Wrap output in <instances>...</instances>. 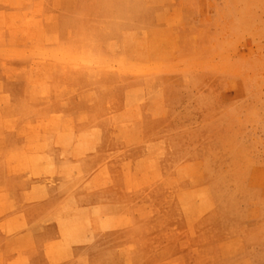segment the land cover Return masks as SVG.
<instances>
[{"label":"rangeland","instance_id":"obj_1","mask_svg":"<svg viewBox=\"0 0 264 264\" xmlns=\"http://www.w3.org/2000/svg\"><path fill=\"white\" fill-rule=\"evenodd\" d=\"M9 1L0 177L104 215L101 264H264V0Z\"/></svg>","mask_w":264,"mask_h":264},{"label":"crops","instance_id":"obj_2","mask_svg":"<svg viewBox=\"0 0 264 264\" xmlns=\"http://www.w3.org/2000/svg\"><path fill=\"white\" fill-rule=\"evenodd\" d=\"M23 179L20 178L23 183H19L0 177V186L3 189L0 195V264H46L47 260V264H101L106 249L103 248L104 235L101 233L99 221L104 215H63L71 202L68 196L65 197L59 192L62 184L51 187L45 186L41 180L26 182ZM76 204L80 205V202ZM42 212L45 213L41 214ZM62 217L64 221L61 220ZM114 233L115 231L110 235ZM64 255L66 257L63 258Z\"/></svg>","mask_w":264,"mask_h":264},{"label":"bare ground","instance_id":"obj_3","mask_svg":"<svg viewBox=\"0 0 264 264\" xmlns=\"http://www.w3.org/2000/svg\"><path fill=\"white\" fill-rule=\"evenodd\" d=\"M7 1H8V0H7ZM10 1H11V3H12L13 0H10ZM10 1H9V2H10ZM40 1H41V0H40ZM147 2L150 3L151 0H147ZM152 2H153V1H152ZM76 3H77V1H76ZM76 3H75V4H76ZM144 3H145V2H144ZM156 3H159V2L157 1ZM41 5H42V4H41ZM61 9H62V8H61ZM64 10H66V9H64ZM22 12H23V11H22ZM27 19H28V18H27ZM32 19H33V18H32ZM136 20H137V18L135 19V21H136ZM26 21H27V20H26ZM41 26H42V25H41ZM38 30H40V29H38ZM106 30H107V29H106ZM149 30H150V29H149ZM30 32H31V31H30ZM149 32H150V31H149ZM37 33H38V32H37ZM120 33H121V32H120ZM145 33H147V32H145ZM150 33H152V32H150ZM33 35H34V34H33ZM35 35H36V34H35ZM40 35H41V34H40ZM130 35H131V34H129V36H130ZM133 35H134V34H133ZM141 35H142V34H141ZM33 37H34V36H33ZM132 37H133V36H132ZM136 38H137V37H136ZM36 39H37V38H36ZM125 40H126V39H125ZM114 41H116V40H114ZM122 41H123V40H122ZM122 41H121V42H122ZM126 41H128V40H126ZM160 41H161V40H160ZM108 42H109V41H108ZM124 42H125V41H124ZM124 42H123V43H124ZM35 43H36V40H35ZM90 43H91V42H90ZM105 44H106V43H105ZM116 44H117V43H116ZM124 44H125V43H124ZM3 45H5V44H3ZM36 45H37V44H36ZM42 45H43V44H42ZM51 45H53V44H51ZM56 45H57V44H56ZM120 45H121V44H120ZM145 45H146V44H145ZM38 46H39V45H38ZM46 46H47V45H46ZM49 46H50V45H49ZM54 46H55V45H54ZM118 46H119V45H117V47H118ZM140 46H141V45H140ZM140 46H139V47H140ZM42 47H43V46H42ZM120 47H121V46H120ZM120 47H119V48H120ZM135 47H136V46H135ZM135 47H134V48H135ZM10 48H12V47H10ZM30 48H31V47H30ZM22 49H24V48H22ZM28 49H29V48H28ZM38 49H39V48H37V50H38ZM41 49H42V48H41ZM132 49H133V48H132ZM137 49H138V48H137ZM137 49H136V50H137ZM25 50H26V49H25ZM125 50H126V49H125ZM129 50H130V48H129ZM133 50H134V49H133ZM133 50H132V51H133ZM136 50H135V51H136ZM143 50H144V49H143ZM43 51H44V50H43ZM81 51H82V50H81ZM135 51H134V52H135ZM45 52H46V51H45ZM47 52H48V51H47ZM52 52H53V51H52ZM79 52H80V50H79ZM113 52H114V51H113ZM128 52H129V51H128ZM130 52H131V51H130ZM13 53H14V52H13ZM13 53H12V54H13ZM15 53H16V52H15ZM64 53H65V52H64ZM85 53H86V51H85ZM116 53H117V52H116ZM126 53H127V51H126ZM135 53H136V52H135ZM137 53H138V52H137ZM137 53H136V54H137ZM27 54H28V53H27ZM29 54H30V53H29ZM36 54H37V53H36ZM86 54H88V53H86ZM124 54H125V53H124ZM128 54H129V53H128ZM128 54H127V55H128ZM142 54H143V53H142ZM15 55H16V54H15ZM73 55H74V54H73ZM127 55H126V56H127ZM145 55H146V54H145ZM17 56H18V55H17ZM44 56H45V55H44ZM44 56H43V57H44ZM48 56H49V55H48ZM52 56H53V55H52ZM78 56H79V55H78ZM84 56H85V55H84ZM87 56L89 57V55H87ZM140 56H141V55H140ZM39 57H40V56H39ZM88 57H87V58H88ZM117 57H118V56H117ZM117 57H116V58H117ZM148 57H149V56H148ZM16 58H18V57H16ZM55 58H58V57H55ZM116 58H115V59H116ZM125 58H126V57H125ZM32 59H33V58H32ZM32 59H31V60H32ZM42 59H43V58H42ZM62 59H63V58H62ZM83 59L86 60V57L83 58ZM45 60H46V59H45ZM60 60H61V58H60ZM91 61H92V60H91ZM112 61L114 62V60H112ZM149 61H150V60H149ZM2 62H3V61H2ZM45 62H46V61H45ZM49 62H51V61H49ZM49 62H48V63H49ZM0 63H1V62H0ZM24 63H25V62H24ZM93 63H94V61H93ZM110 63H111V62H110ZM2 64H3V63H2ZM22 64H23V63H22ZM76 64H77V63H76ZM105 64H106V63H105ZM107 64H108V63H107ZM123 64H124V62H123ZM44 65H45V64H44ZM44 65H43V66H44ZM50 65H51V64H50ZM63 65H64V64H63ZM68 65H69V64H68ZM101 65H103V64H101ZM125 65H126V64H125ZM11 66H12V65H11ZM33 66H34V65H33ZM47 66H48V65H47ZM69 66H70V65H69ZM98 66H99V65H98ZM123 66H124V65H123ZM126 66H127V65H126ZM130 66H131V65H130ZM133 66H134V65H133ZM19 67H20V66H19ZM19 67H18V68H19ZM44 67H45V66H44ZM48 67H49V66H48ZM53 67H54V66H53ZM62 67H63V66H62ZM103 67H104V66H103ZM105 67H106V66H105ZM79 68H80V67H79ZM96 68H97V67H96ZM27 69L29 70V68H27ZM46 69H47V68H46ZM46 69H45V70H46ZM50 69H52V68H50ZM94 69H95V68H94ZM28 70H27V72H28ZM41 70H42V69H41ZM45 70H44V71H45ZM96 70H97V69H96ZM101 70H103V69H101ZM29 71H30V70H29ZM53 71H54V70H53ZM110 72H111V71H110ZM115 72H116V71H115ZM126 72H127V71H126ZM28 73H29V72H28ZM119 74H120V73H119ZM127 74H128V73H127ZM135 74H136V73H135ZM137 74H138V73H137ZM48 75H50V74H48ZM128 75H129V74H128ZM130 75H131V74H130ZM44 76H46V75H45V72H44ZM136 76H137V75H135V77H136ZM146 77H147V76H146ZM148 77H149V76H148ZM95 78H96V77H95ZM144 78H145V77H144ZM36 79H37V78H36ZM98 79H99V78H98ZM118 80H119V79H118ZM45 84H46V83H45ZM118 84H119V83H118ZM111 86H112V85H111ZM111 86H108V87H111ZM45 87H46V86H45ZM62 87H63V86H62ZM64 87H65V86H64ZM96 87H99V86H96ZM105 87H106V86H105ZM131 87H132V86H131ZM148 87H150V86H148ZM28 88L30 89V87H28ZM40 88H42V87H40ZM47 88H49V87H47ZM47 88H46V89H47ZM111 88H112V87H111ZM139 88H140V87H139ZM139 88H138V89H139ZM46 89H45V91H46ZM76 89H77V88H76ZM129 89H130V88H129ZM62 90H63V89H62ZM112 90H113V89H112ZM133 90H134V89H133ZM141 90H142V89H141ZM141 90H140V91H141ZM25 91H26V89H25ZM45 91H43L44 94H45ZM99 91H100V90H99ZM55 92H56V91H55ZM60 92H61V91H60ZM100 92H101V91H100ZM104 92H105V91H104ZM48 93H49V92H48ZM88 93H90V92H88ZM102 93H103V92H102ZM142 93H143V92H142ZM30 94H31V91H30ZM38 94L40 95V93H38ZM41 94H43V93H41ZM60 94H61V93H60ZM83 94H84V93H83ZM97 94H98V93H97ZM123 94H124V93H123ZM139 94L141 95V93H139ZM49 95H50V94H49ZM51 95H52V94H51ZM58 95H59V94H58ZM71 95H72V94H70V96H71ZM91 95H92V94H91ZM93 95H94V94H93ZM93 95H92V96H93ZM137 95H138V94H137ZM30 96H31V95H30ZM44 96H45V95H44ZM64 96H65V95H64ZM67 96H68V95H67ZM83 96H84V95H83ZM55 97H56V95H55ZM59 97H60V96H59ZM77 97H78V96H77ZM88 97H89V96H88ZM90 97H91V96H90ZM81 98H82V97H81ZM98 98H99V97H98ZM3 99H5V98H3ZM25 99H26V98H25ZM42 99H43V98H42ZM56 99L58 100L59 98H56ZM79 99H80V98H79ZM137 99H138V98H137ZM137 99H136V100H137ZM54 100H55V98H54ZM43 101H44V100H43ZM63 101H64V100H63ZM97 101H98V100H97ZM134 101H135V99H134ZM47 102H48V101H47ZM65 102H66V101H65ZM80 102H81V101H80ZM145 102H146V101H145ZM34 103H35V102H34ZM45 103H46V100H45ZM60 103H61V102H60ZM10 104H12V103H10ZM124 104H125V103H124ZM126 104H127V103H126ZM136 104H137V103H136ZM107 105H108V104H107ZM132 105H133V104H132ZM39 106H40V105H39ZM62 106H63V103H62ZM62 106H60V108H61ZM134 106H137V105H134ZM9 107H10V106H9ZM16 107H17V106H16ZM16 107L14 106V108H16ZM108 107H109V106H108ZM132 107H133V106H132ZM11 108H13V107H11ZM30 108H31V107H30ZM109 108H110V107H109ZM139 108H140V107H139ZM62 109H63V108H62ZM132 109H133V108H132ZM11 110H12V109H11ZM11 110H10V111H11ZM81 111H82V110H81ZM87 112H88V111H87ZM118 112H119V111H118ZM129 112H131V111H129ZM85 113H86V112H85ZM115 113H117V112H115ZM115 113H114V114H115ZM9 114H10V113H9ZM83 114H84V113H83ZM6 115H7V114H6ZM11 115H12V114H11ZM77 115H78V114H77ZM111 115H112V114H111ZM12 116H13V115H12ZM71 116H72V115H71ZM73 116H74V115H73ZM75 116H76V115H75ZM79 116H81V115H79ZM82 116H83V115H82ZM154 116H155V115H154ZM157 116H158V115H157ZM69 117H70V116H69ZM5 118H6V117H5ZM24 118H25V117H24ZM66 118H67V117H66ZM35 119H38V118H35ZM63 119H65V118H63ZM83 119H84V118H83ZM65 120H66V119H65ZM26 121H28V120H26ZM61 121H62V120H61ZM61 121H60V123H61ZM66 121H68V120H66ZM113 121H114V120H113ZM21 122H22V121H21ZM86 122H87V121H86ZM75 123H76V122H75ZM25 124H26V122H25ZM29 124H30V123H29ZM31 124H32V123H31ZM117 124H118V123H117ZM38 125H39V124H38ZM64 125H65V124H64ZM64 125H63V126H64ZM79 125H80V124H79ZM1 126H2V125H1ZM67 126H68V123H67L66 127H67ZM115 126H116V125H115ZM115 126H114V127H115ZM17 127H18V126H17ZM32 127H33V126H32ZM66 127H65V128H66ZM14 128H15V126H14ZM36 128H37V127H35V129H36ZM58 128H59V127H58ZM65 128H64V129H65ZM68 128H69V127H68ZM89 128H92V127H89ZM79 129H80V128H79ZM115 129H116V128H115ZM39 130H40V129H39ZM39 130H36V131H39ZM49 130H51V129H49ZM49 130H48V131H49ZM66 130H67V129H66ZM95 130H96V129H95ZM1 131H2V130H0V132H1ZM19 131H20V130H19ZM48 131H46V132H48ZM56 131H57V130H56ZM67 131H68V130H67ZM69 131H70V130H69ZM87 131H89V130H86V132H87ZM114 131H115V130H114ZM54 132H55V131H54ZM81 132H82V131H81ZM84 132H85V131L83 130L82 133H84ZM89 132H90V131H89ZM3 133H4V132H3ZM3 133H2V134H3ZM35 133H36V132H35ZM87 133H88V132H87ZM94 133H95V135H96V132H95V131H94ZM94 133H93V135H94ZM33 134H34V133H33ZM38 134H39V133H38ZM48 134H49V133H48ZM54 134H55V133H54ZM75 134H76V133H75ZM75 134H74V135H75ZM88 135H89V134H88ZM117 135H118V133H117ZM1 136H2V135H1ZM1 136H0V137H1ZM21 136H22V135H21ZM46 136H48V135H46ZM49 136H50V135H49ZM100 136H101V135H100ZM111 136H112V134H111ZM111 136H110V137H111ZM114 136H115V135H114ZM5 137H6V136H5ZM98 137H99V136H98ZM98 137H97V138H98ZM49 138H51V137H49ZM49 138L46 137V141H47V139H49ZM100 138H101V137H100ZM116 138H117V137H116ZM156 138H157V137H156ZM6 139H7V138H6ZM72 139H73V138H72ZM93 139H94V138H93ZM98 139H99V138H98ZM33 140H34V139H33ZM36 140H37V139H36ZM55 140H56V139H55ZM77 140H78V139H77ZM5 141H6V140H5ZM31 141H32V140H31ZM95 141H96V140H95ZM115 141H116V140H115ZM115 141H114V142H115ZM174 141H175V140H174ZM27 142H29V141H27ZM52 142H53V141H52ZM76 142H77V141H76ZM4 143H5V142H4ZM8 143H9V141H8ZM48 143L50 144V142H48ZM59 143H61V141H60ZM65 143H67V142H64L63 145H67V144H65ZM68 143H69V142H68ZM72 143H73V142H72ZM11 144H12V143H11ZM27 145H28V144H27ZM29 145H30V144H29ZM37 145H38V144H37ZM74 145H78V144H75V143H74ZM98 145H99V144H98ZM3 146H4V145H3ZM10 146H11V145H10ZM32 146H33V145H32ZM32 146H31V148H32ZM48 146H49V145H48ZM48 146H47V147H48ZM67 146H68V145H67ZM70 146H71V145H70ZM168 146H169V145H168ZM5 147H6V146H5ZM64 147H66V146H64ZM64 147H63V148H64ZM17 148H18V147H17ZM17 148H15L16 151H17ZM36 148H37V147H36ZM53 148H54V147H53ZM56 148H59V147H56ZM71 148H72V147H71ZM18 149H19V148H18ZM26 149H27V148H26ZM33 149H34V148H33ZM33 149H32V150H33ZM11 150H12V149H11ZM44 150H45V149H44ZM51 150H52V149H51ZM55 150H57V149H54V151H55ZM62 150H63V149H62ZM169 150H170V149H169ZM19 151H21V147H20V150H19ZM33 151H34V150H33ZM72 151H73V150H72ZM117 151H118V150H117ZM160 151H163V150L160 149ZM170 151H171V150H170ZM9 152H11V151L9 150ZM57 152H58V151H57ZM59 152H60V151H59ZM118 152H119V151H118ZM158 152H159V151H158ZM164 152H165V150H164ZM171 152H172V151H171ZM12 153H14V152H12ZM12 153H11V154H12ZM22 153L24 154V152H22ZM22 153H21V154H22ZM28 153H29V152H28ZM33 153H34V152H33ZM162 153H163V152H162ZM2 154H3V153H2ZM4 154H5V151H4ZM11 154H10V155H11ZM50 154H53V153H50ZM74 154H75V153H74ZM160 154H161V153H160ZM160 154H159V155H160ZM6 155H7V154H6ZM13 155H14V154H13ZM27 155H28V154H27ZM47 155H48V154H47ZM56 155H57V154H56ZM56 155H55V156H56ZM60 155L62 156V154H60ZM24 156H25V155H24ZM96 156H97V155H96ZM160 156H161V155H160ZM169 156H170V155H169ZM172 156H173V154H172ZM28 157H29V156H28ZM37 157H38V156H37ZM85 157H86V156H85ZM162 157H164L163 154H162ZM34 159H35V158H34ZM37 159H38V158H37ZM47 159H48V157H47ZM57 159H58V158H57ZM78 159H79V158H78ZM162 159H163V158H162ZM164 159H165V158H164ZM51 160H53L52 157H51ZM148 160H149V159H148ZM29 161H30V160H29ZM54 161H55V159H54ZM58 161H60V160L58 159ZM62 161H63V160H62ZM74 161H75V160H74ZM155 161H156V160H155ZM34 162H35V161H34ZM49 162H50V161H49ZM52 162H53V161H52ZM157 162H158V160H157ZM165 162H166V160H165ZM72 163H73V162H72ZM76 163H77V162H76ZM98 163H99V162H98ZM98 163H97V164H98ZM163 163H164V162H162V164H163ZM38 164H39V162H38ZM48 164H49V163H48ZM60 164H61V163L58 162L59 167L62 166V165H60ZM77 164H79V163H77ZM99 164H100V163H99ZM63 165H64V164H63ZM80 165H81V164H80ZM32 166H33V165H32ZM64 166H66V165H64ZM75 166H77V165H75ZM75 166H73V167H75ZM30 167H31V166H30ZM51 167H53V166H51ZM39 168H40V167H39ZM49 168H50V167H49ZM76 168H77V167H76ZM76 168H73V169L76 170ZM80 168H81V167H80ZM66 169H67V168H66ZM68 169H69V168H68ZM71 169H72V168H71ZM73 169H72V171H73ZM95 169H96V167H95ZM30 170H31V169H30ZM39 170H41V168H40ZM42 170H43V169H42ZM42 170H41V171H42ZM51 170H52V168H51ZM51 170H50V171H51ZM77 170H78V169H77ZM83 170H84V169H83ZM93 170H94V169H93ZM93 170H92V171H93ZM34 171H35V170H34ZM55 171H56V170H55ZM67 171H68V170H67ZM72 171H70V172H72ZM90 171H91V170H90ZM90 171H89V172H90ZM97 171H98V170H97ZM28 172H29V171H28ZM30 172H31V171H30ZM51 172H52V171H51ZM63 172H64V171H63ZM79 172H80V171H79ZM95 172H96V171H95ZM47 173H50V172H47ZM57 173H58V172H57ZM59 173H60V172H59ZM59 173H58V174H59ZM65 173H66V172H65ZM76 173H77V172H76ZM28 174H29V173H28ZM67 174H68V173H67ZM85 174H86V173H85ZM95 174H97V172H96ZM39 175H41V174H39ZM51 175H52V174H51ZM55 175H56V174H55ZM75 175H76V174H75ZM75 175H74V176H75ZM93 175H94V174H93ZM65 176H66V174L64 175V177H65ZM68 176H69V175H68ZM71 176H73V175H71ZM71 176H70V177H71ZM90 176H91V175H90ZM76 177H77V176H76ZM92 177H93V176H92ZM40 178H41V177H40ZM43 178H44V177H43ZM66 178H68V177H66ZM73 178H74V177H73ZM90 178H91V177H90ZM126 178H127V177H126ZM74 179H75V178H74ZM85 179H86V178H85ZM24 181H26V180H24ZM27 181H29V180H27ZM27 181H26V182H27ZM32 181H33V180H32ZM32 181H31V182H32ZM39 181H40V180H39ZM42 181H43V179H42ZM50 181H51V180H50ZM90 181H91V179H90ZM82 182H83V181H82ZM84 182H85V181H84ZM87 182H88V181H87ZM145 182H146V181H145ZM145 182H144V183H145ZM22 183H23V182H22ZM34 183H35V182H34ZM47 183H48V182H47ZM80 183H81V182H80ZM94 183H97V182H94ZM94 183H93V184H94ZM147 184H148V183H147ZM33 185H34V184H33ZM36 185H37V184H36ZM51 185H52V184H51ZM85 185H86V184H85ZM88 185H89V184H87V186H88ZM41 186H42V185H41ZM43 187H44V186H43ZM51 187H52V186H51ZM83 187H84V186H83ZM83 187H82V188H83ZM88 187H90V186H88ZM145 187H146V186H145ZM148 187H149V186H148ZM41 188H42V187H41ZM49 188H50V187H49ZM32 190H33V189H32ZM40 190H41V189H40ZM46 190H49V189H46ZM33 191H34V190H33ZM51 191H52V190H51ZM77 191H78V190H77ZM36 192H38V191H36ZM26 193H27V192H26ZM42 193H43V192H42ZM87 193H89V192L87 191ZM48 194H49V192H48ZM89 194H90V193H89ZM45 195H47L46 192H45ZM55 195H56V194H55ZM156 195H157V194H156ZM15 197H16V196H15ZM22 197H23V196H22ZM41 197H42V196H41ZM47 197H48V195H47ZM42 198H43V197H42ZM49 198H51V197H49ZM22 199H23V198H22ZM65 199H66V198H65ZM82 199H83V198H82ZM22 201H23V200H22ZM11 202H12V201H11ZM80 202H81V201H80ZM18 203H19V202H18ZM23 203H24V202H23ZM61 203H62V201H61ZM54 204H55V203H54ZM59 205H61V204H59ZM72 206H73V205H72ZM80 206H81V205H80ZM83 206H84V205H83ZM87 206H88V205H87ZM20 207H21V206H20ZM6 208H7V207H6ZM62 208H63V207H62ZM66 208H68V207H66ZM78 208H79V207H78ZM90 208H91V207H90ZM94 208H96L95 205H94ZM94 208H93V211H94ZM97 208H98V207H97ZM16 209H17V208H16ZM42 209L46 212V210H45L44 208H42ZM83 209H84V208H83ZM63 210H64V209H63ZM70 210H71V209H69V210L67 209L68 212H69ZM73 210H74V209L72 208V211H73ZM77 210H78V209H77ZM84 210H86V209H84ZM48 211H49V210H48ZM67 211H66V212H67ZM75 211H76V209H75ZM75 211H74V212H75ZM87 211H88V210H87ZM40 212H41V210H40ZM45 212H42L41 214H43V213H45ZM61 212H62V211H61ZM63 212H64V211H63ZM64 213H65V212H64ZM88 213H89V212H88ZM67 214H68V213H67ZM86 214H87V212H86ZM86 214H85L84 216H86ZM98 214H99V213H98ZM65 215H66V214H65ZM69 215H70V213H69ZM39 216H40V215H39ZM75 216H76V214H75ZM82 216H83V214H82ZM47 217H48V216H47ZM65 217H66V216H65ZM16 218H17V217H16ZM29 218H30V217H29ZM32 218H33V217H32ZM60 218H61V217H60ZM69 218H70V217H69ZM79 218H80V216H79ZM92 218H93V217H92ZM63 219H64V217H62L61 220H63ZM31 220H33V219H31ZM82 220H84V218H83ZM28 221H29V220H28ZM44 221H45V220H44ZM59 221H60V219H59ZM59 221H58V223H60ZM63 221H64V220H63ZM38 222H39V221H38ZM40 222H41V221H40ZM56 222H57V221H56ZM97 222H98V220H97ZM18 223H19V222H17V227H18ZM64 223H65V222H64ZM94 223H95V222H94ZM22 224H23V223H22ZM92 224H93V223H92ZM92 224H91V225H92ZM108 224H109V223H108ZM5 225H6L5 227H7V224H5ZM19 225H21V223H20ZM67 225H68V224H67ZM95 225H96V224H95ZM21 226H23V225H21ZM38 226H39V225H38ZM56 226H57V225H56ZM92 226H93V225H92ZM17 227H16V228H17ZM39 227H40V226H39ZM42 227H43V226H42ZM19 228H20V227H18L17 229H19ZM60 228L62 229V227H60ZM38 229H39V228H38ZM58 229H59V228H58ZM65 229H66V228H65ZM20 230H21V229H20ZM43 230H44V229H43ZM62 230H63V229H62ZM68 230H69V229H68ZM87 230H90V229H87ZM87 230H86V231H87ZM94 230H95V229H94ZM5 231H7V230H5ZM59 231H60V230H59ZM64 231H65V230H64ZM31 232H33V231H31ZM36 232H38V231H36ZM16 233H17V232H16ZM33 233H35V232H33ZM67 233H68V232H67ZM67 233H66V234H67ZM73 233H74V232H73ZM87 233H88V232H87ZM5 234H6V232H5ZM13 234H14V233H13ZM31 234H32V233H31ZM62 234H64V233H62ZM89 234H90V233H89ZM10 235H11V234H10ZM66 236H67V235H66ZM74 236H75V234H74ZM71 237H72V235H71ZM75 237H76V236H75ZM88 237H89V236H88ZM11 239H12V238H11ZM19 240H20V239H19ZM22 240H23V239H22ZM65 240H66V239H65ZM68 240H69V239H68ZM68 240H66V241H68ZM87 240H89V239H87ZM66 241H65V242H66ZM0 242H1V241H0ZM112 242H113V241H112ZM61 243H62V242H61ZM63 243H64V242H63ZM9 244H10V243H9ZM77 244H80V243H77ZM15 245H16V244H15ZM87 245H88V244H87ZM10 246H11V245H10ZM16 246H17V245H16ZM67 246H68V245H67ZM93 246H94V245H93ZM19 247H20V245H19ZM65 247H66V244H65ZM73 247H74V246H73ZM87 247H88V246H87ZM16 248H17V247H16ZM19 249H20V248H19ZM90 249H91V248H90ZM16 250H18V249H16ZM69 250H70V248H69ZM123 250H124V248H123ZM15 252H16V251H15ZM18 252H19V251H18ZM20 252H21V251H20ZM121 252H122V251H121ZM121 252H120V253H121ZM70 253H71V252H70ZM73 253H74V252H73ZM19 254H20V253H19ZM21 254H22V252H21ZM32 254H33V253H32ZM66 254H68V253H66ZM90 256H92V255L90 254ZM61 257H62V256H61ZM64 257H66V256L64 255L63 258H64ZM125 257H126V256H125ZM30 258H31V257H30ZM30 258H29V259H30ZM46 259H47V258H46ZM25 260H26V258H25ZM45 261H46V260H45ZM60 261H62V260H60ZM60 261H59V262H60ZM63 261H65V260H63ZM66 261H67V260H66ZM47 262H48V260H47ZM47 262H46V264H47ZM13 263H14V262H13ZM57 263H58V262H57ZM57 263H56V264H57ZM61 263H62V262H61ZM63 263H64V262H63ZM10 264H11V263H10Z\"/></svg>","mask_w":264,"mask_h":264}]
</instances>
